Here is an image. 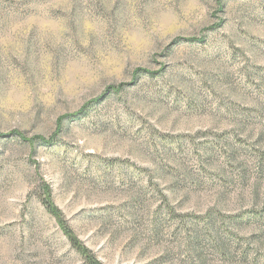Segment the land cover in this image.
Instances as JSON below:
<instances>
[{"label": "rangeland", "instance_id": "obj_1", "mask_svg": "<svg viewBox=\"0 0 264 264\" xmlns=\"http://www.w3.org/2000/svg\"><path fill=\"white\" fill-rule=\"evenodd\" d=\"M47 196L101 264H264V0H0V264H83Z\"/></svg>", "mask_w": 264, "mask_h": 264}, {"label": "trees", "instance_id": "obj_2", "mask_svg": "<svg viewBox=\"0 0 264 264\" xmlns=\"http://www.w3.org/2000/svg\"><path fill=\"white\" fill-rule=\"evenodd\" d=\"M39 198L46 212L58 222L63 231V234H65L68 240L70 248L80 255L83 264H101L99 260H97V258L95 257L93 251H90L87 247H85L83 243L79 240L78 236L73 233L71 228L68 226L67 221L62 216L60 209L54 205L53 201L50 200L48 196Z\"/></svg>", "mask_w": 264, "mask_h": 264}]
</instances>
